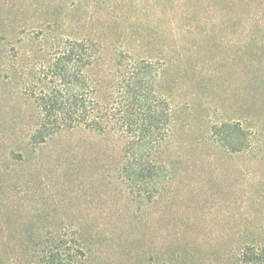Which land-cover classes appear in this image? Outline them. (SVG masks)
Instances as JSON below:
<instances>
[{"label": "trees", "instance_id": "1", "mask_svg": "<svg viewBox=\"0 0 264 264\" xmlns=\"http://www.w3.org/2000/svg\"><path fill=\"white\" fill-rule=\"evenodd\" d=\"M146 1L0 0V145L7 148L0 155L9 159L8 167L29 166L52 147L69 145L47 155L65 159L59 182L67 201L103 185L105 194L126 195L143 208L175 191L179 169L165 150L180 126L179 105L166 78L174 74L179 85L198 53L174 33L173 50L147 47L153 21L145 24L142 17L152 14L139 13ZM251 5V38L237 47L253 42L263 51V59L256 53L252 64L253 90L264 94V0ZM208 107L211 142L264 159L263 107L256 108L259 114L235 117ZM80 140L99 142L100 159H119L103 166L108 177L72 185L76 169L66 159L76 157ZM262 180L250 178V186L259 189L238 197L240 208L264 213ZM31 182L22 193L17 177L0 174V264H87L92 247L85 226L62 212L65 201L32 189ZM40 182L50 184L48 178ZM256 218L258 233L239 242L233 264H264V217Z\"/></svg>", "mask_w": 264, "mask_h": 264}, {"label": "rangeland", "instance_id": "2", "mask_svg": "<svg viewBox=\"0 0 264 264\" xmlns=\"http://www.w3.org/2000/svg\"><path fill=\"white\" fill-rule=\"evenodd\" d=\"M251 1L147 0L139 11L142 16L152 14L142 17L145 24L153 21L148 29L153 42L145 44L147 47L173 50L174 33L187 49L198 53L185 66L179 85L174 84V74L166 78V89L179 105L180 126L165 155L179 170L175 191L162 202L142 208L126 195L105 194L103 185L67 201L59 182L65 159H47V155L56 156L59 148H72L69 145L52 147L30 159L33 164L16 169L8 167L9 159L0 155V174L17 177L22 193L32 181V189L65 201L62 212L85 226L92 247L87 264H233L232 252L239 242L258 233L256 217L262 218L264 213L251 206L240 208L235 200L247 191H258L249 181L255 176L264 181V159L255 160L249 151L227 152L208 137L213 114L209 104L230 117L259 114L256 108H264V94L253 90L257 69L252 64L256 53L263 59V51L259 53L253 42L237 47L241 39L251 38ZM185 101L191 106L183 107ZM79 142L76 157L66 159L76 169L72 185H81L94 175L108 177L103 166L119 159H100L99 142ZM6 149L0 145V153ZM42 178H48L50 184H41ZM48 205L45 202L43 207Z\"/></svg>", "mask_w": 264, "mask_h": 264}]
</instances>
